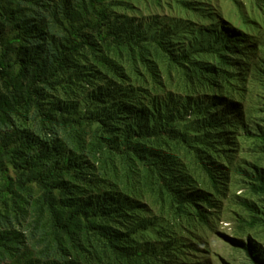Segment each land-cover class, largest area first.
<instances>
[{"label": "trees", "instance_id": "1", "mask_svg": "<svg viewBox=\"0 0 264 264\" xmlns=\"http://www.w3.org/2000/svg\"><path fill=\"white\" fill-rule=\"evenodd\" d=\"M135 1L0 0V264L200 253L241 122L225 95L241 48L219 29L183 45L193 16L216 17L197 0H143L171 10L164 20ZM248 178L263 196L264 170ZM231 243L264 264L253 239Z\"/></svg>", "mask_w": 264, "mask_h": 264}, {"label": "rangeland", "instance_id": "2", "mask_svg": "<svg viewBox=\"0 0 264 264\" xmlns=\"http://www.w3.org/2000/svg\"><path fill=\"white\" fill-rule=\"evenodd\" d=\"M161 1L164 3L166 0ZM197 1L205 4L204 12H214L216 17L205 19L201 13L193 16L197 24L183 32V45L199 35L205 36L207 41L214 29H219L222 36L234 38L232 43L241 48V53L236 48L231 56L234 61L239 60V66L235 64L237 67L232 73L234 90L226 91L225 95L233 97L240 117L238 121L241 122L234 128L229 146L230 159L226 163L227 169L223 170L227 179L223 181L226 190L221 197L220 211L211 228L197 233L198 238L200 235V253L196 257L187 255L185 261L180 258L177 264H253L243 248L231 241L247 243L251 238L264 251V195L251 193L248 178L255 170H264V147L256 139V135L264 130V0ZM134 3L139 18L157 15L164 20L172 15L166 6L163 10H156L155 5L148 1L137 0ZM173 10L174 15H186L181 9ZM129 13L133 15L134 11ZM208 61L214 65L217 63L214 59ZM242 201L250 202L256 208L253 215L258 222L252 228L246 224L252 221V213L242 206ZM243 220L246 233L240 236Z\"/></svg>", "mask_w": 264, "mask_h": 264}]
</instances>
